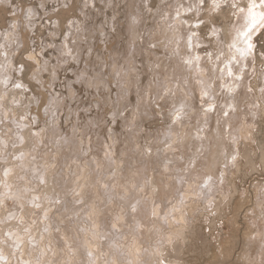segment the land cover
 Masks as SVG:
<instances>
[{
	"label": "rangeland",
	"instance_id": "1",
	"mask_svg": "<svg viewBox=\"0 0 264 264\" xmlns=\"http://www.w3.org/2000/svg\"><path fill=\"white\" fill-rule=\"evenodd\" d=\"M12 4L19 10L16 17L8 15L10 7L0 5V42L10 34L13 50L23 54L25 50L43 49L41 55L49 64L68 58L61 55L65 45L70 55L76 57L59 70L58 78L63 80L64 93L69 89L76 93L72 107L83 117L81 127L86 130L84 140L89 155H82L78 138L57 135L54 140L61 145L57 155V188L34 193L47 198L44 210L27 206L21 210L9 201V211L0 219L14 216L8 223L29 228L38 225L45 245L51 241L70 264L87 260L89 250L94 253L96 264H103L110 249L125 245L134 255L141 245L148 247L152 221L157 218L152 208H158L164 199L158 212L164 217L171 209L168 201L172 194L178 189V199L189 189V177L198 174L212 177L202 184L205 195H215L218 188H225L223 181L231 179L232 155L243 151L249 124L258 126L257 138L264 141V108L251 107L261 103L256 97L264 86V76L259 80L246 78L247 68L252 66L246 58L254 51L264 53V0H111V4L109 0H91L90 4L85 0H64L63 4L60 0H12ZM214 29L221 50L233 42L237 47H247L241 32L250 37V54H236V59L244 61L246 70L245 77L238 81L234 76L228 78L226 73L221 78L219 69L223 63L213 65L205 56L208 51H215L203 46L208 43L204 37ZM190 33H196L193 45H200L192 53L201 57L199 70L195 68L196 61L192 67L184 63L189 57L185 53ZM177 38L180 49L175 45ZM152 43H157V47H150ZM175 51H179L178 56L173 55ZM234 63L231 67L238 73L239 66ZM77 77L81 78L79 82ZM137 77L141 78L142 89L153 85V94L164 83L174 84L175 103L167 98L159 102V114L152 103H142L137 108L135 88L130 89L128 100H122L121 85L135 83ZM253 85L255 91L250 93L248 89ZM202 91L208 94L202 96ZM126 107L129 111L118 124L125 127L132 110H136V129H144L136 140L140 148L121 132L117 139L121 147H127L123 153L107 158L103 149L104 122L109 112L118 115ZM85 108L91 110V115L81 111ZM171 108L174 113L180 112L178 120L175 115L170 119ZM32 131L39 129L34 127ZM212 136L217 139V155L221 156L216 169L206 173L205 161L214 144ZM76 175L81 177L79 187ZM213 179L217 189L209 188ZM37 211L39 216L33 215ZM181 255L201 261L207 255L206 242L194 238Z\"/></svg>",
	"mask_w": 264,
	"mask_h": 264
},
{
	"label": "clouds",
	"instance_id": "2",
	"mask_svg": "<svg viewBox=\"0 0 264 264\" xmlns=\"http://www.w3.org/2000/svg\"><path fill=\"white\" fill-rule=\"evenodd\" d=\"M60 3L63 4L64 0H60ZM85 3L90 4L91 0H85ZM0 5L11 8L8 13L10 17H16L19 13L12 0H0ZM115 19L113 16L112 21ZM52 23L56 25L55 20ZM12 27L15 29L14 22ZM109 27H113L112 22ZM195 35L190 33L189 37L193 39ZM204 39L208 41L203 45L205 48L215 49L205 55L209 63L216 65L230 58L228 45L225 44L221 50L220 42L212 32ZM10 41L11 35L6 34L3 42H0V215L9 211L6 204L9 201L13 207L19 205L21 210L25 206L44 210L47 198L34 193H43L50 187L57 188V155L61 147L54 140L57 135L63 133L64 136L78 138L82 155H89L84 140L86 130L81 127L83 117L80 111L72 107L76 93L71 89L64 93L63 80L58 78L59 70L76 57L70 55L65 45L61 55L68 58L62 63L49 64L41 55L43 49L41 52L25 50L21 54L19 50L12 49ZM157 43L163 44L164 41ZM157 43L149 46L157 47ZM175 45L181 48L179 38L175 40ZM199 47H187L185 55L194 57L193 50ZM173 55L178 56L179 51L173 52ZM246 59L252 64L247 68L246 78L251 76L259 80L264 76V53L254 51ZM237 65V74L245 77L244 61L237 59L234 66ZM80 79L77 77L76 81ZM233 79L236 80L235 77ZM141 82V78L137 77L135 83L121 85L124 89L121 99L128 100L130 89L135 88L134 102L137 108L142 103H152L156 105L158 114L159 102L167 98L171 104L175 103L177 89L174 84L164 83L153 94V85L148 84L142 89ZM255 88L256 85H253L248 91L254 93ZM261 89L264 86L259 88L260 95L256 97L261 103L252 105L253 109L264 108V92ZM81 111L91 115L90 109ZM128 111L126 107L118 115L115 111L107 114L104 122L106 142L103 144L107 158L116 156L118 152L123 153L127 147L126 144L121 147L117 139L121 132L140 148L136 140L144 129H136V110H132L131 119L125 127L118 124ZM168 115L170 119L175 115L172 108ZM34 127L39 131L33 132ZM257 128L252 124L247 126L243 151H236L232 155L231 179L225 178V188H218L213 198L205 195L203 199H199L195 189L192 194L185 192L177 199V189L168 201L171 210L163 218L157 214L152 221L150 245H141L134 255L125 245L110 249L103 264H264V141L257 138ZM75 179L79 187L81 177L76 175ZM73 191L79 195L78 191ZM33 215L39 216V212H33ZM14 218L8 216L0 219V264H70L63 255L58 254L51 241L45 245V237L35 220L33 225L36 227L29 228L8 223ZM172 233L178 234L177 238L174 239ZM196 237L206 242L207 255L201 261L178 255L177 249H187ZM145 256L147 260L143 259ZM74 264H96L94 253L89 250L87 260Z\"/></svg>",
	"mask_w": 264,
	"mask_h": 264
},
{
	"label": "bare ground",
	"instance_id": "3",
	"mask_svg": "<svg viewBox=\"0 0 264 264\" xmlns=\"http://www.w3.org/2000/svg\"><path fill=\"white\" fill-rule=\"evenodd\" d=\"M227 31V30H226ZM186 50V49H185ZM238 118V117H237ZM207 124V126H208V123H206ZM201 129V128H200ZM216 129V128H215ZM200 134V133H199ZM218 134V133H217ZM212 138V140H214V144H213V150H212V152H210V156L206 159V165H205V172L207 173H210L211 172V170H213V169H216V165H218L219 164V157L221 156H219L218 157V155H217V146H218V143L216 142V140L217 139H215V137L214 136H212L211 137ZM210 137H208V139L210 140L211 139ZM60 139V138H59ZM220 139V138H219ZM174 142V141H173ZM202 143V142H201ZM202 147H203V143H202V145H201ZM203 149L205 150L206 149V147H203ZM219 154V153H218ZM223 156V155H222ZM221 159V158H220ZM223 159H225V156H224V158ZM225 161V163H226V160H224ZM224 161H222V162H224ZM223 164V163H222ZM211 175V174H210ZM215 177V176H214ZM205 179L207 180V179H212V177L211 176H209V175H207V174H201V175H196V176H193V177H189V179L187 180V182H188V185H187V187L189 188L188 190H186V191H183L182 192V194H180V195H183L185 192H187V193H189V194H192V191H193V189H195V192L198 194V197H199V199L200 198H202V197H204V195L206 194L205 193V190H204V188H202V184L205 182ZM215 179V178H214ZM212 180V181H210V182H212L210 185H209V188H216L217 189V186H216V181L215 180ZM180 182V181H179ZM184 182V181H183ZM215 182V183H214ZM182 184L180 183V186H181ZM183 186V185H182ZM181 186V187H182ZM207 186V185H206ZM177 187V186H176ZM224 188V187H223ZM213 190V189H212ZM208 194V193H207ZM180 195H179V197H180ZM209 198H213L214 197V195H212V194H208L207 195ZM179 197H178V199H179ZM164 202V199L163 200H161V202H159L158 204V208H156V207H154L155 209H151L152 210V212H156V214H158V212H160V208H161V206H162V203ZM153 206V205H152ZM171 209L169 208V209H167V212L165 213V216H166V214L170 211ZM163 215V214H162ZM162 218H163V216H162ZM2 219V218H1ZM146 225V224H145ZM149 230L150 229H148V232H149ZM146 231V230H145ZM172 235V237H174L175 235H178V234H176V233H172L171 234ZM51 236V235H50ZM50 236L48 237V239L50 238ZM51 238H53V237H51ZM177 252H178V255H181L183 252H184V249H177Z\"/></svg>",
	"mask_w": 264,
	"mask_h": 264
},
{
	"label": "snow or ice",
	"instance_id": "4",
	"mask_svg": "<svg viewBox=\"0 0 264 264\" xmlns=\"http://www.w3.org/2000/svg\"><path fill=\"white\" fill-rule=\"evenodd\" d=\"M213 35H216L215 29L213 30ZM240 35L245 37V42L247 44V47H237L235 42H233L232 44L229 45V48L235 49V51L231 53V56L228 60L222 62L223 67L219 69V71L221 73V78H223L225 73H226V76L228 78H232L234 76L236 80L241 79V76L239 74L234 73V71L231 67V64L234 62H237V59H236L237 53L239 54L240 57H246L247 55H249L252 48H253V45L251 44L250 37H248V34L246 32H241ZM186 46L189 48H191L193 46L191 37L188 38ZM196 46L198 47L199 44H197ZM209 56H211V54H209ZM200 59H201V57L199 55H196L194 57H188L187 59H184V63L186 65H188L189 67H192L193 61H196L195 68H196V70H199L200 69V64H199ZM217 59H219V57H217ZM213 64L215 65L214 62H213ZM17 87H20V85L17 84ZM229 91H231V89H229ZM261 91L264 92V89H261ZM207 94L208 93L206 91H202V96H206ZM209 107L211 108V105ZM225 115H227V113H225ZM179 118H180V112L178 111L175 113L174 119L178 120ZM5 174H7V173H5ZM38 206L39 205H37V207Z\"/></svg>",
	"mask_w": 264,
	"mask_h": 264
}]
</instances>
